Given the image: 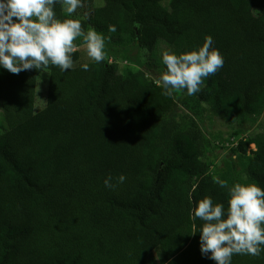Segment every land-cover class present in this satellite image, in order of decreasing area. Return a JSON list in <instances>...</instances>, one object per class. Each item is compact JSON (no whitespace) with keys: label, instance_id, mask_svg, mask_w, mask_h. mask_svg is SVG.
Here are the masks:
<instances>
[{"label":"trees","instance_id":"trees-1","mask_svg":"<svg viewBox=\"0 0 264 264\" xmlns=\"http://www.w3.org/2000/svg\"><path fill=\"white\" fill-rule=\"evenodd\" d=\"M162 2L84 0L82 13L55 11L110 37L109 54L128 60L136 46L162 73L164 51L188 53L211 36L224 64L192 97L228 122L263 115L264 0ZM72 57L67 72L0 69V264H149L156 248L165 264H215L189 212L205 197L227 209L216 178L264 189V132L241 138L218 166L197 119L163 94L144 61L124 73L105 57L85 71L81 51ZM45 72L47 104L36 111ZM232 264H264V253Z\"/></svg>","mask_w":264,"mask_h":264},{"label":"clouds","instance_id":"clouds-1","mask_svg":"<svg viewBox=\"0 0 264 264\" xmlns=\"http://www.w3.org/2000/svg\"><path fill=\"white\" fill-rule=\"evenodd\" d=\"M84 0H0V69L12 74L41 70L50 66L61 72L73 69L74 41L82 40L87 57L100 63L105 58V42L110 37L94 29L85 31L79 19H58L55 7L72 16L83 6ZM116 26L109 25L110 33ZM164 72L156 81L163 94L172 96L182 92L193 96L201 91L203 82L223 67L224 58L213 47V39L206 36L198 49L177 55L162 53ZM87 71V63L81 65ZM112 177L104 180L106 188H113ZM126 180L124 175L117 183ZM214 183L227 189V209L205 197L193 206L189 216L199 220L202 256L215 264H232L234 255L259 256L264 253V189L255 183L234 182L216 178Z\"/></svg>","mask_w":264,"mask_h":264},{"label":"rangeland","instance_id":"rangeland-1","mask_svg":"<svg viewBox=\"0 0 264 264\" xmlns=\"http://www.w3.org/2000/svg\"><path fill=\"white\" fill-rule=\"evenodd\" d=\"M170 0H163L162 4L168 7ZM77 12L82 13L78 8ZM80 18V14L77 16ZM81 51L82 63L89 62L90 59L87 57L85 45L80 40L75 41V50ZM130 54V59L126 60L122 54L111 53L109 54L106 48L104 49L105 57L109 61H118L122 72H127L131 67L140 68L139 62L144 61L143 54L139 51L136 46L129 47L127 49ZM142 68L145 70L147 75L157 81L162 74L161 70L157 67L151 66V64L145 62ZM49 73L45 72L40 75L37 84L36 94V111H40L45 108L47 104V92H48ZM176 102L187 112L193 115L206 136L212 142V152L210 158L218 166L223 164V161L227 159L231 154V148L236 145L241 138H249L251 135L257 132H264V114L257 117H244L238 118L235 121L228 122L218 116L210 114L209 110L205 105L200 104L197 100L188 96L182 92L174 93ZM7 127V123L0 109V133ZM239 132L238 136H234V132ZM251 149H255V145L250 146ZM149 264H165V260L161 253L160 248H156L148 257Z\"/></svg>","mask_w":264,"mask_h":264}]
</instances>
